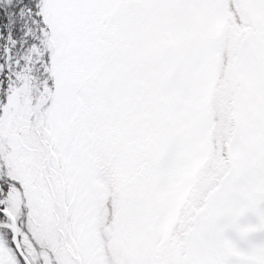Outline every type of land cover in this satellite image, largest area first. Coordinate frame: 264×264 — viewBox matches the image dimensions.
I'll return each mask as SVG.
<instances>
[{
  "label": "snow or ice",
  "instance_id": "obj_1",
  "mask_svg": "<svg viewBox=\"0 0 264 264\" xmlns=\"http://www.w3.org/2000/svg\"><path fill=\"white\" fill-rule=\"evenodd\" d=\"M0 264H264V0H0Z\"/></svg>",
  "mask_w": 264,
  "mask_h": 264
}]
</instances>
